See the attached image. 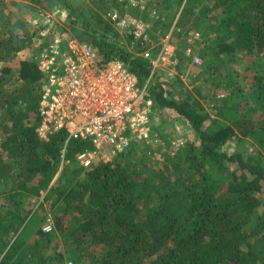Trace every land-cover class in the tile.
<instances>
[{
    "label": "trees",
    "instance_id": "trees-1",
    "mask_svg": "<svg viewBox=\"0 0 264 264\" xmlns=\"http://www.w3.org/2000/svg\"><path fill=\"white\" fill-rule=\"evenodd\" d=\"M29 1L39 8L27 6L39 19L34 33L21 19L4 25L0 11V264H64V253L45 255L58 239L64 240L67 256L91 264H264V0H132L138 5L132 10L130 0ZM152 1L163 9L179 3L174 43L184 29L202 26L217 12V35L205 57L218 64L201 74H212L214 89L229 91L222 103L211 95L205 105L202 89L195 88L197 96L178 90L176 80L183 86L178 76L150 77L142 39L126 31L117 41L119 31L107 14H118L119 22L131 12L147 20ZM48 13H64L73 36L94 48L101 65L123 63L141 87L147 86L155 114H179L193 139L172 155L179 135L160 133L164 148H145L136 156L140 147L131 146L89 170L76 158L88 143L70 141L62 158L65 135L45 141L37 133L45 77L30 56H20L37 48V35L52 29ZM159 24L165 30L172 26ZM240 54L256 61L247 93L232 67ZM183 56L178 52L184 63ZM147 162L155 168L143 166ZM43 191V203L31 204ZM47 203L55 227L50 234L42 231ZM22 230L30 232L29 241L21 238Z\"/></svg>",
    "mask_w": 264,
    "mask_h": 264
},
{
    "label": "built area",
    "instance_id": "built-area-1",
    "mask_svg": "<svg viewBox=\"0 0 264 264\" xmlns=\"http://www.w3.org/2000/svg\"><path fill=\"white\" fill-rule=\"evenodd\" d=\"M109 17L116 27H123L126 23L118 21V14ZM137 23L135 34L148 42L145 25ZM171 35L161 40L156 55L151 49L142 53L150 62V77L155 72L163 73L168 79L175 77L180 61L178 45L172 42ZM187 41L186 56L193 64L201 65L202 60L193 46L203 41L202 34L190 32ZM37 65L45 77L38 104L41 123L37 133L45 141L63 133L62 158L70 141L90 145L76 155L85 170L112 161L131 146L164 148L154 124L155 108L148 97L147 86L141 87L137 77L120 61L103 66L90 44L70 37L56 39L42 49ZM223 97V94L219 96ZM183 144L182 138L175 140L171 154ZM42 231L46 234L53 232V222L46 220Z\"/></svg>",
    "mask_w": 264,
    "mask_h": 264
},
{
    "label": "rangeland",
    "instance_id": "rangeland-1",
    "mask_svg": "<svg viewBox=\"0 0 264 264\" xmlns=\"http://www.w3.org/2000/svg\"><path fill=\"white\" fill-rule=\"evenodd\" d=\"M135 2L136 1H132V5L129 6V9L132 10L138 7V5H135L136 4ZM149 3H150V7H149V4H147L146 7L149 10L152 17L145 20V18L143 17L144 15H137V13H134V12L129 13L131 17H129L128 15L127 16L125 15L126 16V18H124V20L126 21L124 25L125 27L123 28L117 27V30L119 31V38L118 39L116 38V39L117 41L120 42L121 36L122 37L125 36L124 33L127 31L128 34H133L134 38L138 40L139 38L135 34V27L138 24L137 22H142L145 25V33L148 39L146 48L153 50L152 51L153 54L156 55L158 53L160 42L165 36L170 35L174 32H180V30L176 28L178 19H179V14H180V5L178 2H175L172 5H170L167 9L166 8L163 9L160 7V4L156 1L155 2L152 1ZM30 5L35 7L37 10H39V8L36 5L31 4L29 0H0V11H2V13L4 14L2 15L3 18H1L2 23L6 25V22H8L9 20H12L13 22H15L18 19H21L22 20L21 22H26V24H28L31 27L30 28L31 32L34 33V30H35L34 24L39 19L36 17L37 14H34L36 10L32 8L30 9L27 7ZM141 11L143 10L141 9ZM58 15L59 14L57 13L55 14L48 13L47 16L51 18V21L49 22V24L52 25L49 28H52V29H47L45 32L42 31L40 35H37V40L34 45L37 48L34 47L33 49H30V51L22 52L20 54L21 57L27 58L30 56L29 58L33 59L38 64L39 54L41 51L40 48L38 47L39 43H41V47L47 48L48 45L55 38L64 40L70 37H74L73 35L75 34L73 33V31L70 28H68L65 24V21H64L65 14L62 13L61 16H58ZM104 17H106V15ZM108 17L109 16L107 14V18ZM42 18L47 23V20L43 16ZM219 19L220 18H218L217 12L216 13L213 12L210 14L209 19L206 20L202 24V26H196V27L184 29V33H185L184 36H181L180 38L177 37L179 55L180 53L184 55L183 57H185V60H186L183 63L182 62L183 58L181 59V57H179L180 64L181 62L184 64V67H182L184 71L182 69L180 71V66H179L176 72L175 77L178 76L183 83V86L181 87L179 86V82H177L176 80L175 84L177 86V89L178 90H180L181 88L188 89V91H192L193 96L195 95L197 96L195 88L202 89L203 96L206 97L205 99H202V102L205 105L207 104V102L210 101L209 96L211 95H213L214 99L216 98L218 99V101L221 100V103L223 102V99L225 100L227 96L229 95V91L226 89L218 90L219 88L214 89L212 87L211 82H209L210 76L212 74H209V75L201 74V71H204L205 73V70L209 66H215L214 68H216L218 64L216 60H210L209 58L205 57V50L214 45V39L216 38V35H217L216 28L219 24ZM167 21L170 23L172 22V26L168 30L166 29L167 31L162 27L161 24H159L161 26L156 25V23L158 24V22L164 23ZM135 23L137 24L135 25ZM193 31L200 32L203 36V41L196 43L195 46H193L196 51V54H198L202 60L201 65L193 64L191 59L188 58L185 54V49L188 46L187 34ZM124 39L127 40V38H124ZM128 47L133 52H136L137 51L136 49H138V47H136L134 44L133 45L130 44L129 42H128ZM241 55L242 54L237 56L238 58L236 60L237 61L236 65L233 64L232 67L234 68V70H237V72L239 73V76L235 78L236 83L241 84V86L244 89L243 90L244 93H247L251 91V87L254 82V71L251 69V67L256 61H254L255 56H248V55L241 56ZM222 58L225 60L226 56H223ZM15 64H17V62H15ZM222 67L224 69L226 66L222 65ZM213 74H216V73H213ZM229 81L232 82V80H229ZM222 94L224 95V97L219 99V95H222ZM177 95H179L178 92H177ZM247 103L250 104L251 103L250 100H247ZM243 107H244V104H243ZM155 116L156 117L154 118V124H155V127H157L159 134L164 133L167 136H169L171 139L173 138L176 139L179 135V137L183 139L184 144H186L187 141L193 139V134L190 131L187 124L185 123V119L179 114L171 113V112H168V110H165L164 113H162L161 111L159 113L157 112ZM208 125L209 123L207 122L206 126ZM247 144L249 145V143ZM142 149H145V147L138 149L136 156L142 155V151H143ZM226 149L230 152L233 151L232 147L231 148L226 147ZM251 150H253V147L251 148ZM146 151L147 150L143 152L145 153ZM151 157H153V155ZM150 161H153V160L149 158V162ZM149 162L144 163L143 166H147L148 168L154 169L155 168L154 164H151ZM2 188L3 186L0 185V191ZM41 193H42V196L32 199L31 204H33L34 206H37L40 203H43V199L46 195V191H43ZM0 203H2L1 199H0ZM45 210L49 214L47 220H51L54 224V219L52 217V214L50 213V206L48 205V203L45 204ZM33 215L35 214L32 213L31 216ZM31 216H30V219H31ZM19 234L21 235V238H23V240L27 239V241H29L30 232H27V231L24 232L22 230V232L20 231ZM45 252H46L45 255L51 253L52 256H54L56 253H64L65 254L64 264H77V263L91 264L90 263L91 261L87 258L80 259L78 258V255H73L72 257L67 256V252L65 249V242L62 239H58L55 242L51 243V245L48 247V249H46ZM92 254H94V252Z\"/></svg>",
    "mask_w": 264,
    "mask_h": 264
},
{
    "label": "clouds",
    "instance_id": "clouds-1",
    "mask_svg": "<svg viewBox=\"0 0 264 264\" xmlns=\"http://www.w3.org/2000/svg\"><path fill=\"white\" fill-rule=\"evenodd\" d=\"M188 35H189V33L187 34V39H188ZM71 38H73V37H71ZM74 38H75V37H74ZM76 39H77V38H76ZM55 40H56V38L53 39V41H52L50 44H52ZM43 44H44V43H43ZM43 44H42V45H43ZM50 44H49V45H50ZM49 45H48V46H49ZM177 45H178V44H177ZM38 47H41V43L38 44ZM42 49H44V47L41 48V51H42ZM154 118H155V117H154ZM156 128H157V127H156ZM54 231H55V227H54ZM54 231H53V232H54ZM43 233H44V232H43ZM51 233H52V232H51ZM45 234H46V233H45ZM48 234H50V233H48Z\"/></svg>",
    "mask_w": 264,
    "mask_h": 264
}]
</instances>
